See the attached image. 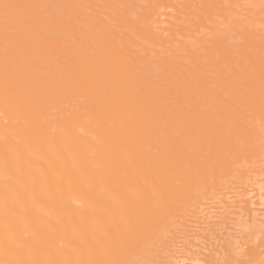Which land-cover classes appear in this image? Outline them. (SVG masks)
<instances>
[{
  "label": "bare ground",
  "instance_id": "obj_1",
  "mask_svg": "<svg viewBox=\"0 0 264 264\" xmlns=\"http://www.w3.org/2000/svg\"><path fill=\"white\" fill-rule=\"evenodd\" d=\"M263 207L264 0H0V264H264Z\"/></svg>",
  "mask_w": 264,
  "mask_h": 264
},
{
  "label": "rangeland",
  "instance_id": "obj_2",
  "mask_svg": "<svg viewBox=\"0 0 264 264\" xmlns=\"http://www.w3.org/2000/svg\"><path fill=\"white\" fill-rule=\"evenodd\" d=\"M234 195H235V194H234ZM229 202H232V201H229ZM213 204H214V203H213ZM214 206H217V205H214ZM263 208H264V207H263ZM263 208H262V209H263ZM215 220H220V218L214 219V221H215ZM193 232H195V233H196V232L200 233L199 231H193ZM216 232H217V231H216ZM216 232H215V233H216ZM207 233H211V232H210V231H208V232H206V233L201 232V234H203L204 236H206ZM217 233L220 234V232H217ZM217 233H216L214 236H212V235L210 234V236H209L210 242H207L208 244H211V243H212L211 241H214L213 243H216V245H218L219 243H221V242H218V243H217V240H218V236H217V238H216V235H218ZM207 235H208V234H207ZM210 237H212V238H210ZM213 237H214V238H213ZM188 238H189V240H188V239H186V240L184 239V241H190V238H191V240L195 241V240H194V237H192V236H189ZM215 239H216V240H215ZM193 241H190V242H193ZM190 242H189V243H190ZM195 242H196V243H200V241L198 242V240L195 241ZM203 242H205V240H203ZM181 243H182V242L179 243V246H180L179 248H181V245H182V247H183V245H186L187 248H188V244H189L188 242H186L187 244H185L184 242H183L184 244H181ZM200 244H201V243H200ZM190 245H191V244H190ZM176 246H177V247H176ZM176 246H171V247H169V248L172 249V251H174V250L176 249V253H175V255L173 254V255H171V256H174V257H175V256H176L177 254H179V253H180V255H181V253L183 252V250H185L184 247L186 248V246H184L183 249H178V245H176ZM191 246H192V245H191ZM191 246H190L188 249H190ZM175 247H176V248H175ZM173 248H174V249H173ZM187 248H186V249H187ZM192 248H193V249H192L191 251L187 249V250H186L187 252L184 251V252H186V253H184V252L182 253V255H185V256H180V257H181V260H182L183 262H185L186 264H189V262H190V260H187V259L189 258V256H190V255H193V254H190V253H192V251L194 250V247H193V246H192ZM210 248H211V246H210ZM180 250H181V252H180ZM199 250H200V249H199ZM170 251H171V250L169 249V250L166 251V252H170ZM177 251H178L179 253H178ZM188 251H190L189 254H188ZM201 251L206 252L207 250L205 251V250L202 249ZM170 253H171V252H170ZM170 253H169V254H170ZM206 253H209V252L207 251ZM166 254H167V253H166ZM169 254H168V255H169ZM204 254H205V253H204ZM168 255L166 256L167 258L170 257V256H168ZM206 255H207V254H206ZM202 256H203V255H202ZM202 256L200 255L199 258L202 259V258H201ZM166 257H165V259L163 260L164 262L167 261ZM184 257L187 258V259H184ZM190 257H191V256H190ZM194 257H195V256H194ZM177 258H178V257H177ZM182 258H183L185 261H184ZM191 258H192V257H191ZM205 258H206V257L203 256V259H205ZM178 259H179V261H181L180 258H178ZM178 259H177V260H178ZM189 259H190V258H189ZM171 260H173V258H171ZM186 260L188 261V263H187ZM173 262H174V261H173ZM173 262L171 261L172 264H173ZM183 262H182V263H183ZM203 262H204V261H203ZM203 262H202V263H199V264H205V262H204V263H203ZM162 264H163V263H162ZM165 264H169V263L166 262ZM175 264H176V263H175ZM183 264H184V263H183ZM190 264H191V263H190ZM197 264H198V263H197Z\"/></svg>",
  "mask_w": 264,
  "mask_h": 264
}]
</instances>
